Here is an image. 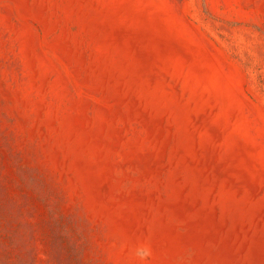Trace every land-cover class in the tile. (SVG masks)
<instances>
[{"label":"rangeland","instance_id":"1","mask_svg":"<svg viewBox=\"0 0 264 264\" xmlns=\"http://www.w3.org/2000/svg\"><path fill=\"white\" fill-rule=\"evenodd\" d=\"M0 264H264V0H0Z\"/></svg>","mask_w":264,"mask_h":264}]
</instances>
